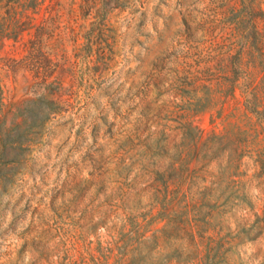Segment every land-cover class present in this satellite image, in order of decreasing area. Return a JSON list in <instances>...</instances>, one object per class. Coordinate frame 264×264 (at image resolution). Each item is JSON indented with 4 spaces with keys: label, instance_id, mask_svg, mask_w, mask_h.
<instances>
[{
    "label": "rangeland",
    "instance_id": "rangeland-1",
    "mask_svg": "<svg viewBox=\"0 0 264 264\" xmlns=\"http://www.w3.org/2000/svg\"><path fill=\"white\" fill-rule=\"evenodd\" d=\"M5 1L0 264H264V0Z\"/></svg>",
    "mask_w": 264,
    "mask_h": 264
},
{
    "label": "trees",
    "instance_id": "trees-1",
    "mask_svg": "<svg viewBox=\"0 0 264 264\" xmlns=\"http://www.w3.org/2000/svg\"><path fill=\"white\" fill-rule=\"evenodd\" d=\"M11 0H6L4 7L7 8L9 6ZM3 0H0V3H2ZM17 29H21L20 27ZM16 29V30H17ZM16 35H14L13 38H15L16 40L18 39V37L20 36L18 33V31H16ZM10 36V35H8ZM41 37L39 36V40L38 43H41ZM53 77L52 74H50L48 71L46 72H41L39 69H37V71H35V78L36 79H40V89H39V95L41 100H44L49 109H53L54 106L58 105L60 103V101L63 98V93H62V89H61V85L60 83L57 81V78L55 80L50 81V79ZM0 93H1V87H0ZM145 118L148 119V116L145 115Z\"/></svg>",
    "mask_w": 264,
    "mask_h": 264
}]
</instances>
